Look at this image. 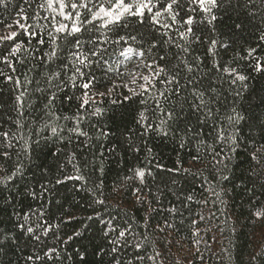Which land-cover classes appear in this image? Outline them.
Returning a JSON list of instances; mask_svg holds the SVG:
<instances>
[{"label": "trees", "instance_id": "1", "mask_svg": "<svg viewBox=\"0 0 264 264\" xmlns=\"http://www.w3.org/2000/svg\"><path fill=\"white\" fill-rule=\"evenodd\" d=\"M22 3L23 0H5V4L0 5V19L10 22ZM217 16L214 32L211 31L213 26L209 25L203 36L221 42L216 60L222 66H235L249 77L246 89H241L239 84L230 86L226 74L212 69L213 60L206 53L205 44L196 45L190 57L192 61L196 57L203 60L201 70L196 73L202 81L198 87L207 96H215L218 102L213 107L219 108L221 119L232 107L246 118L236 132L238 143L234 151H229L228 145H214L224 159V164L218 165L221 172L211 175V156L195 137L190 141L185 138L186 142L181 146L180 140L172 135L140 134L137 120L143 106L139 97L116 104L107 97L122 100L124 96H131L128 88L114 85L128 83L130 74L147 75V70L137 67L138 57L124 61L118 54H109L111 58L106 64L97 63L88 70L95 77L91 91L106 93L105 98L96 97L104 99L103 115L93 118L89 124L98 125L109 135L94 139L92 148L84 147L75 139L71 144L55 139L42 140L32 158L25 161L23 176L18 177L15 184L0 187V232L7 231L15 237L0 247V264H41L35 260L29 262L27 257L39 253L43 258V251L52 247L57 249L58 255L47 264H110L111 255L107 253L112 237L105 236L101 223L87 219L96 212L105 220L114 218V223L119 226L130 227L129 246L121 252L125 264L136 251L131 245L137 242L145 257L160 253L155 262L145 259L139 264H264V255H260L264 253V219H257L252 214L258 204L264 205V172L260 171L264 164L257 165L251 159V154L264 145V72H254L249 61L243 59L249 47L257 46L260 19L249 18L245 9L237 5V0H232L231 5L225 4ZM237 24L241 27L237 28ZM5 32L0 25V35ZM141 43L145 49L149 47L147 43ZM176 52L178 49L165 44L163 50L157 49L150 55H166L167 59L158 62L171 70L177 63ZM258 54L264 56V48ZM181 75L187 83L188 74ZM10 87L0 83V127L3 128L10 127L6 123L9 116L15 118ZM157 87L163 86L157 82ZM110 88L113 90L109 93ZM213 88L215 93L211 92ZM236 91L241 94L236 96ZM81 92L80 88L60 92L56 101L59 112L68 116L75 113L78 101L65 97L79 96ZM174 102L181 104L183 97ZM37 115L32 113V116ZM197 115L189 104H183L179 127L183 129L185 124L197 130L203 127V138L212 143L215 136L212 122L201 126L197 123ZM89 131L94 137L98 134L96 128L90 127ZM129 136L131 143L139 147V152L129 148ZM73 151L87 183L68 180L57 184V178L77 174L71 166H66L63 174L60 170L65 156ZM101 151L103 157H100ZM146 158L153 161V176H146V186L140 185L138 179H124L132 175L130 169L143 166ZM157 163L163 167L157 168ZM101 167L103 171L99 170ZM208 179L213 180L219 198L209 192ZM97 184L101 185L103 196H100ZM42 185L47 191L42 190ZM137 187L142 188L140 195L150 203L138 202L134 193ZM188 196L192 199L188 200ZM93 198L106 199V204L87 207ZM25 215L29 216L27 221ZM70 216L74 219L67 222ZM45 222L50 225L49 231L39 244L16 227L17 223H26L35 228ZM74 233L78 235L68 241V236Z\"/></svg>", "mask_w": 264, "mask_h": 264}, {"label": "snow or ice", "instance_id": "2", "mask_svg": "<svg viewBox=\"0 0 264 264\" xmlns=\"http://www.w3.org/2000/svg\"><path fill=\"white\" fill-rule=\"evenodd\" d=\"M4 4L5 0H0V5ZM225 4L231 5L232 0H23L22 5L17 6L19 11L15 18L10 22L0 19V25L6 29L5 34L0 35V83L11 86L9 90L13 93L15 112V118L9 116L6 121L10 127H0V173H3L0 175V187L15 184L17 178L23 176L25 161L32 158L42 140L46 142L55 139L71 144L75 139L84 147L92 148L91 142L94 139L100 140L101 137L106 138L109 135L98 125L89 124L93 118L103 115L104 99L98 100L96 97L105 98L106 93L91 91L95 77L88 72L94 64H106L111 58L109 54H118L124 60L138 57L137 67L147 70L148 73L130 74L128 83L114 85L128 88L131 96H124L122 100L109 96L107 98L110 102L122 103L139 97V103L143 106L137 120L141 135H172L180 140L181 146L186 142L185 138L190 141L195 137L211 156V175L220 173L218 165L224 164V159L214 145H228L229 151H234V146L238 143L236 132L240 130L239 126L246 118L232 107L221 119L219 108L213 107V104L218 102L215 96H207L206 92L198 87L202 81L196 73L201 70L203 60L196 57L192 61L190 57L196 45L205 44L206 53L213 60L212 69L226 74L230 86L239 84L241 89L247 88V75L235 66H222L216 60L219 55L217 47L221 42L203 36V32L209 30V25L213 26L211 31L214 32L217 13ZM237 5L245 9L249 18L260 19V25L257 26V46L249 47L243 59L249 61L254 72H264V56L258 54L259 50L264 48V0H237ZM236 27L240 28L241 25L237 24ZM141 41L149 47L145 49ZM165 44L169 48L178 49V52L174 53L177 63L171 70L158 62L167 59L166 55H150L157 49L163 50ZM221 46L229 47L226 44ZM182 73L188 74L187 83L184 82ZM157 82L163 87L158 88ZM68 88L82 90L79 96L65 97L78 101L77 111L71 116L61 114L56 105L59 93ZM112 90L110 88L109 93ZM211 92L215 93V89H211ZM240 94V91L235 92L236 96ZM181 97L183 102L176 104L174 99L180 100ZM185 103L189 104L192 112L198 114V124L204 126L209 121L212 122L211 127L215 132L212 143L203 138V127L199 130L189 124H185L183 129L179 127L180 114L183 113ZM149 112L151 116L148 115ZM32 113L38 115L32 116ZM90 127L97 129L98 134L95 137L89 131ZM45 132L49 135L45 136ZM128 139L129 148L139 152V147L131 143V136ZM100 147L103 148V144ZM103 155L101 151L100 157ZM251 159L257 165L264 164V145L251 154ZM152 165L153 161L146 158L143 166L130 169L132 175L124 179H138L140 185L146 186V176H153ZM66 166H71L77 174L66 175L63 179L57 178V184L66 183L68 180L87 183L75 151L65 156V163L60 169L62 174ZM155 166L163 167L158 163ZM99 170L103 171L102 167ZM253 171L255 172V169ZM260 171L264 172V167ZM222 178L228 179L226 176ZM41 187L43 191H47L46 186ZM96 187L100 189V196H103L101 185L97 184ZM208 190L219 198L220 193L216 192L211 179H208ZM141 192L140 187L134 189L138 202L150 203L142 198ZM187 199L191 200L192 197L188 196ZM105 204L106 199L93 198L87 207ZM252 214L257 219H264V205L258 204ZM28 219L29 216L25 215L24 220ZM72 219L74 217L70 216L67 222ZM87 219L101 223L105 236L112 237L107 253L111 255L110 264H125L121 252L129 246L128 237L132 235L130 227L119 226L114 223V218L105 220L99 212L89 215ZM16 227L39 244L48 234L50 225L45 222L34 228L26 223H17ZM38 232L42 234H37ZM74 235L78 233L68 236V241H71ZM12 239L15 237L9 232H0V247ZM131 247L136 251L127 260V264H139L145 259L155 262L160 255L156 253L152 257H145L139 242ZM57 255V249L52 247L43 251V258L39 253H33L27 260L47 264Z\"/></svg>", "mask_w": 264, "mask_h": 264}, {"label": "rangeland", "instance_id": "3", "mask_svg": "<svg viewBox=\"0 0 264 264\" xmlns=\"http://www.w3.org/2000/svg\"><path fill=\"white\" fill-rule=\"evenodd\" d=\"M125 61V60H124Z\"/></svg>", "mask_w": 264, "mask_h": 264}]
</instances>
